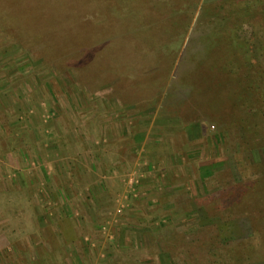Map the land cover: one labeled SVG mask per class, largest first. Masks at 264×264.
Instances as JSON below:
<instances>
[{
    "label": "rangeland",
    "instance_id": "rangeland-1",
    "mask_svg": "<svg viewBox=\"0 0 264 264\" xmlns=\"http://www.w3.org/2000/svg\"><path fill=\"white\" fill-rule=\"evenodd\" d=\"M69 260L264 264V0H0V264Z\"/></svg>",
    "mask_w": 264,
    "mask_h": 264
},
{
    "label": "crops",
    "instance_id": "crops-1",
    "mask_svg": "<svg viewBox=\"0 0 264 264\" xmlns=\"http://www.w3.org/2000/svg\"><path fill=\"white\" fill-rule=\"evenodd\" d=\"M15 185H17L18 187H19V186H22V187L24 186L27 190H30V193H29L30 195H34L35 192L37 191V183L35 182V179H33V178L30 176L28 180H27V179L23 180V178H22V170H21V172H20L19 182L15 181ZM95 186L98 187L97 183H96L95 181H93V182L89 185V188H91V189L93 190V188H95ZM77 188H79V187H77ZM27 190H26V191H27ZM37 197H38V196H37ZM37 197H34V200H35L36 202L41 201V199H39V198H37ZM31 198H32V197H31ZM88 201H89V200H88ZM96 202H97V201H96ZM39 213H40V216L43 215V217H44L46 220H48V219L52 220V218H50L51 216H49L46 212H44V213L42 214V212L40 211ZM36 215L39 216L38 212H36ZM86 221H90V218L87 217V218H86ZM43 235H44L47 239H51L52 237L55 236V235L53 236V233H52V232H46V231H43ZM61 235H64V236H65V234H64L63 231H61ZM57 236H58V235H57ZM50 242H51V240H50V241L48 240V242H46V243H50ZM48 247H49V249H53L50 245H48ZM68 263H69V264H74V262H71V260H69Z\"/></svg>",
    "mask_w": 264,
    "mask_h": 264
}]
</instances>
